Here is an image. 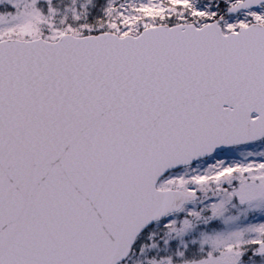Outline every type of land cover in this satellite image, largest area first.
Returning a JSON list of instances; mask_svg holds the SVG:
<instances>
[{
	"label": "snow or ice",
	"instance_id": "1",
	"mask_svg": "<svg viewBox=\"0 0 264 264\" xmlns=\"http://www.w3.org/2000/svg\"><path fill=\"white\" fill-rule=\"evenodd\" d=\"M0 264H264V0H0Z\"/></svg>",
	"mask_w": 264,
	"mask_h": 264
}]
</instances>
